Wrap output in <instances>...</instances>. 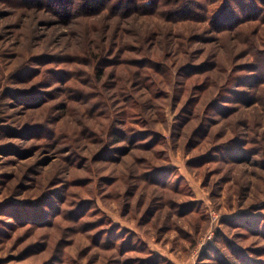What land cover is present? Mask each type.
Listing matches in <instances>:
<instances>
[{
    "label": "rangeland",
    "instance_id": "1",
    "mask_svg": "<svg viewBox=\"0 0 264 264\" xmlns=\"http://www.w3.org/2000/svg\"><path fill=\"white\" fill-rule=\"evenodd\" d=\"M0 0V264H264V0Z\"/></svg>",
    "mask_w": 264,
    "mask_h": 264
},
{
    "label": "trees",
    "instance_id": "2",
    "mask_svg": "<svg viewBox=\"0 0 264 264\" xmlns=\"http://www.w3.org/2000/svg\"><path fill=\"white\" fill-rule=\"evenodd\" d=\"M120 1L122 7L124 5V8H128L131 9L133 8L136 10H148L149 7L147 8V6H150V8L152 6L154 7H159L160 5L163 4V0H118Z\"/></svg>",
    "mask_w": 264,
    "mask_h": 264
}]
</instances>
